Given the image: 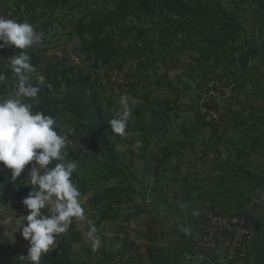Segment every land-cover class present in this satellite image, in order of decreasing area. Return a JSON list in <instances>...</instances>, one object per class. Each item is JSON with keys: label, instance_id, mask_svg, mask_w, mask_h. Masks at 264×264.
<instances>
[{"label": "rangeland", "instance_id": "rangeland-1", "mask_svg": "<svg viewBox=\"0 0 264 264\" xmlns=\"http://www.w3.org/2000/svg\"><path fill=\"white\" fill-rule=\"evenodd\" d=\"M102 1L0 0V17L21 23L27 21L34 26L37 32L43 34L42 43L32 48L40 51L41 65L34 67L29 73L39 80V77L45 76L44 69L48 65L72 66L76 72L90 76L95 89L98 90L100 118L113 120L119 116L123 110L122 98L126 100L131 109L125 134L119 137L116 145L123 165H126L124 166L125 171L121 175L114 176L105 184L107 186L120 185L126 189L128 201L120 206H112L113 209L111 210V213H116L118 217L121 215L123 219H119L121 221H117L118 219L116 221L111 220L119 226L112 232V238L110 233L107 235L108 230L105 226H101L104 222L100 221L99 218L104 209H108V205L106 202L94 205L87 201L94 192L102 190L104 184H101L98 179H95V176L87 172L86 176L81 178L76 185L80 191L81 206L84 211L82 216L71 218L72 231L82 234L80 239L87 243L89 241L95 242L93 245L98 246L97 250L101 249L103 240L108 239L121 244L113 256L108 252L106 258L101 255L102 260L108 264H117L118 254L123 251L124 247H132L136 251V261H143V258L150 256L154 259L158 257L162 263L179 260L181 264H221L212 256L208 260L205 259L208 256L205 254L204 248L197 249L182 245L181 240H178L180 247L174 245L175 240L172 239L174 231L171 227L173 225L165 222L166 214L162 211L164 207L160 206L154 210L148 208L149 197L144 200L143 194L134 190L137 189L140 179L143 164L141 153L143 152L145 135L151 140L147 157L156 162L160 157L161 147L175 145L173 151H176L177 142L181 138V129L187 128L192 131V136L186 147H182L181 151L177 148L179 152L175 153L176 160L170 157L165 164L176 163L172 165L174 169H167V166H164V176L159 182L151 174L145 177L147 191L150 192L152 187L157 186L159 195L165 196L167 202L170 203V210L186 212V217L180 215L178 219L187 221L186 226L193 232L191 234L186 230L184 233L180 232L181 237L183 236L186 240H188V235H191L195 240L199 237L200 221L205 219L204 216L201 218L200 214L205 207L219 206L223 211L245 214L254 220L259 219L261 223L264 222V147L260 148L259 152L253 153L250 161L245 160L246 157L243 154L237 156L239 154L233 153L234 159L243 163L251 175L237 174L225 163L221 153L210 149L209 145L214 143L219 131L217 133L212 132L210 128L198 121L195 113V95L198 87L207 81L206 77L211 78L216 73L234 76L231 72V67L234 65L231 62L216 58L205 60L202 51L199 49L201 43L196 42L197 39L193 38L194 44L190 46L186 34L179 31L174 33L160 31L163 24L156 22L160 17L153 16L143 21L129 20L127 26L131 25L132 28L124 34L113 29L106 31L105 34L108 37L110 35V38H115L128 54L123 51L117 58L116 63L120 64L117 68L120 71H113L117 65L114 63L110 69H106L107 74H105V69H96L77 51L78 42L72 29V22L87 12V4L98 5ZM222 1L230 9L234 3L243 8V2L247 0ZM139 31H141V36H139ZM142 46L151 47L152 50H146L143 56L138 59L137 55H139ZM2 49L4 53L0 56V74L4 76V79L0 80V98H11L15 96L17 91L16 76L7 62L10 57L16 55V48L3 47ZM238 53L239 51H236V54ZM217 67H223L227 73L217 72ZM124 71L128 73L127 78L131 80L128 91L118 90L116 85L115 74ZM103 85L107 86L106 92ZM110 89L112 90L110 91ZM109 96L115 101L113 105L106 101ZM49 97L53 104L64 109L55 118L58 133L68 135L73 139L71 147L74 149L73 156L65 161L76 162L77 165L83 164L89 169L98 167L105 161V150L99 144L97 146L90 144L89 146L87 142L83 141L82 130L85 129L87 119L79 116L78 111L71 112L67 109L68 107L70 109L76 108V105H70L74 102H64L58 93H52ZM21 99L24 103L33 104L26 97H21ZM169 99L174 102L170 104L171 110L165 113V127L163 130H156L151 124L149 113L145 112L143 107L156 103L158 100ZM238 130L241 132L242 128L235 126L226 131L228 135H233ZM73 131L78 133L71 135L70 133ZM229 137L225 138L233 140ZM242 137L238 139L241 140ZM240 140L238 143L242 145V140ZM228 146L231 147V145ZM58 162L53 161L52 164ZM12 185L13 183L10 186ZM16 191L21 193L20 190ZM16 196L18 195L16 194ZM187 208L191 209L192 216L187 213ZM165 211H167L166 208ZM27 213L26 210L20 215L19 220L16 221L17 225L23 223V216H26ZM171 213L170 211V217H172ZM136 220L141 224H138ZM9 233L0 231L5 239H7L5 235L8 234L9 237L17 240L21 253L20 258H16L7 264H30V261L21 258V256L27 255L29 247V242L23 238L21 230L13 229ZM136 235H140L142 244L136 243V239H134ZM60 241L61 239L56 237L55 246L49 252L56 251V245ZM212 249H217L220 257H223L224 246L220 241ZM75 251V249L72 250V252ZM3 253H8V251L2 249L0 259L2 256H13V253L12 255L9 253L3 255ZM45 255L47 253L43 255V258ZM58 255L60 257L63 254ZM95 255L98 257V251ZM92 259H96L98 262L102 261L100 258H94V256Z\"/></svg>", "mask_w": 264, "mask_h": 264}, {"label": "trees", "instance_id": "trees-1", "mask_svg": "<svg viewBox=\"0 0 264 264\" xmlns=\"http://www.w3.org/2000/svg\"><path fill=\"white\" fill-rule=\"evenodd\" d=\"M102 1V0H101ZM87 12L83 13L79 18L72 22L73 35L78 42L77 51L81 53L87 62L98 70L110 69L114 63L117 62L118 56L124 51L119 45V42L115 38H110V35H106L108 29L117 30L120 33H126L132 26L127 23L129 20L143 21L144 19L158 16L160 19L156 21L158 24H163L160 27V31H169L174 33L179 31L186 34L189 45L192 46L194 39L196 42H200L199 49L202 51L205 60L216 58L217 60L227 61L231 63H237L239 67L245 68L254 51H246L244 44L247 43L245 27L243 26L241 17L239 15L242 10L241 5L234 3L233 7L228 9L222 0H103L98 5H86ZM141 36V31H139ZM194 38V39H193ZM146 50H152L151 47L142 46L139 50V59ZM21 49L16 48V55H19ZM31 56L30 63L34 67L41 65L40 51L34 49L26 50ZM236 51H239L236 54ZM128 54L127 51H124ZM4 53V50L0 48V56ZM116 66H120L116 63ZM142 64V63H141ZM103 72V73H104ZM44 82L39 83V80L31 73H27L30 82L34 86L40 88V92L36 98H27L32 106L33 111L42 112L46 116H52L57 118L59 114L64 110L56 104H53L49 95L52 93H58L62 96L64 102H74L76 108L70 109L71 112H77L79 116H83L87 119L85 129L82 130L83 141L87 142L90 146L101 145L105 150V161L98 167L89 169L85 165H78L71 177L72 181L77 185L81 178H84L88 173L95 176L101 184H104V188L100 191L94 192L89 196L88 201L94 205H98L102 202H106L108 209L100 215V221H105L110 218H114L116 213H111L112 206H120L128 201L126 196V189L120 185H105L114 176L124 173V163L120 158L119 152L116 149L118 139L121 135L115 133L112 129V120H103L100 118L99 107V95L98 90L95 89L90 76L83 74L82 72H76L72 66H54L48 65L44 69ZM105 92L107 86L103 85ZM102 88V87H101ZM109 90V89H108ZM112 89H110L111 91ZM38 99V100H37ZM37 100V101H36ZM36 101V103H34ZM106 101L113 105V101L110 96L106 98ZM173 100H158L156 103L144 106L145 112L149 113L151 118V124L156 130H163L165 127V113L171 110L170 104ZM195 113L196 118L204 126L210 128L214 133L218 132L219 123L206 122L199 114L196 103ZM66 108V107H65ZM117 116L116 118H118ZM78 133L73 131L70 134L74 135ZM192 131L187 128H182L180 133V140L177 142V146L184 147L191 138ZM150 138L145 135L143 152L141 157L143 159L142 169L140 171V179L138 180V187L134 190L137 193L143 194V199L149 197L147 203L148 208L158 209L160 206L164 207L162 211L166 214L165 222L172 219L170 217V203L167 202L166 197H161L157 186L147 191L145 186V177L151 174L154 179L159 182L163 177V167L165 160H168L173 154V148L175 145L164 146L160 148L159 159L153 162L147 153L149 154ZM211 150H217V143L214 141L210 144ZM74 149L71 148L69 153L65 155V160H69L73 156ZM237 156L244 154L243 150H240ZM249 153L246 154V156ZM56 162V161H54ZM226 163L230 166L232 171L237 174H244L250 176L249 171L244 165L239 164L236 159L228 157ZM56 163L49 165L53 167ZM93 172V173H92ZM81 173V174H80ZM20 178L13 181V184H18ZM13 187V186H12ZM9 185H6L2 189L4 194L11 195L13 192ZM19 191H15V194L19 195ZM165 208L167 211H165ZM228 213L229 211H223ZM230 213V212H229ZM172 216V215H171ZM248 216V215H247ZM252 218V217H251ZM255 228V236L250 245V255L252 259L247 260L245 264H264V222L261 223L259 219L254 220L252 218ZM75 236V237H74ZM187 243L195 247V238L188 235ZM60 239L65 240L69 238L71 240H77L76 234L72 231V228L65 231L62 236H58ZM218 242L215 245L209 246L204 249L208 258H214L221 264H236L235 261L223 262L218 250H214ZM212 256V257H211ZM136 264V262H132Z\"/></svg>", "mask_w": 264, "mask_h": 264}, {"label": "clouds", "instance_id": "clouds-1", "mask_svg": "<svg viewBox=\"0 0 264 264\" xmlns=\"http://www.w3.org/2000/svg\"><path fill=\"white\" fill-rule=\"evenodd\" d=\"M42 35L27 21L0 17V48L23 50L7 62L16 76L17 91L14 97L0 98V164L11 170V179L15 181L31 163L27 184L32 190L22 201L28 214L16 228L29 242L27 255L21 258L30 264H41L43 255L54 248L56 235L64 233L71 218L82 216L84 211L80 191L71 179L78 165L65 161L66 137L58 133L54 117L33 111L21 99L36 98L40 92L27 75L33 66L26 50L41 44ZM3 79L0 74V80ZM43 82L44 77H39V83ZM121 103L123 110L111 125L115 133L124 135L131 109L124 98ZM53 161L59 162L49 167ZM11 215L15 217L14 210Z\"/></svg>", "mask_w": 264, "mask_h": 264}, {"label": "crops", "instance_id": "crops-1", "mask_svg": "<svg viewBox=\"0 0 264 264\" xmlns=\"http://www.w3.org/2000/svg\"><path fill=\"white\" fill-rule=\"evenodd\" d=\"M240 17L243 26L245 27L247 39V43L244 44V49L246 51H254V53L249 58V61L245 68L239 67L237 63H232V65L234 66L231 67V72H233V77L237 80L238 90L243 94L244 97L238 100V108L236 110L225 112L222 115V120L219 123V132L217 133L218 135H216L215 142L217 143L218 153H221L224 156L223 159L225 160V163L228 157L233 160L235 158L233 156V153H238L240 150L244 151L243 156L246 157L245 160L250 161L252 159L253 153L259 152L260 148L264 147V0H247L243 2V8L241 10ZM216 70L217 72L227 73V71L223 69V67H217ZM208 78L210 79V77H206L207 80ZM256 108L259 110H257ZM235 126L241 127L242 131L239 132L238 130L237 132H234L233 135H228L226 130L232 127L234 128ZM226 133L227 136H230L229 138H232L233 140H227L225 138L227 137ZM241 136H243L241 139L242 141L238 139ZM239 140L241 141L242 145L238 143ZM228 145H231V147H229ZM176 147L180 151L182 150L181 146ZM185 147L186 146H184L183 148ZM177 148L176 151H173V154L171 156L174 160H176L175 153L179 152ZM174 149L175 146L173 150ZM247 153L249 154L246 156ZM240 160L242 159L240 158ZM167 161L168 160H165V164ZM238 163L243 165V163ZM172 165L164 166H167V169H174ZM30 168L31 163L29 165H26L25 169L22 171L21 177H19L20 182L18 184H13L12 187L10 186L12 183L11 170L4 168L3 165L0 164V215L4 216L0 217V219H4L3 221H0V231L9 233L12 232L13 229L16 230L18 226V223L16 221H18L20 215H22V213L26 211V208L23 205L22 201L32 190V186L27 184V177ZM6 185L14 188L12 189L13 192H11V195L4 194V192L2 191V189L5 188ZM16 190L21 191L20 195L16 196ZM11 210H14L15 217L11 215ZM170 211L172 212V219L167 223L173 225L171 227H173L174 231V236L172 237V239L175 240L174 245L180 247V242L178 240H181L182 245L190 246L187 243L186 239L183 236L181 237L180 232L184 233L188 231L190 232L189 234H191V232L193 231L192 229H189L188 226H186V224H188L186 223L187 221L185 222L181 219H178L180 215L186 217V212L182 210H178L176 212V210L172 209ZM187 213L192 216L191 209L189 210L187 208ZM119 219H123V217L121 215H119L118 217L116 214L114 218L103 221L104 223H102L101 225L106 227V229L108 230L107 235H109L110 233L111 238L113 236L112 232L119 226L118 224H115V221H121ZM111 220L115 221L113 222ZM136 221L138 222V224H141L138 220ZM112 225L114 226L111 227ZM108 227L110 228L108 229ZM175 227H178L176 228L177 230L175 229ZM17 231H19V229ZM74 233L78 238L77 240L73 241L69 238H66L65 240L61 239V241L56 245V251L49 252L47 253V255H45L44 258L42 257L41 264H90L91 262L93 264H108V262L102 260L101 255H103L105 258L106 256H108V253L112 254L113 256L115 252H117V250L121 247V244H117L114 241H109L107 239L102 241V247L100 251L97 250L98 246L95 247V245H93L95 242L89 241L87 243L83 239H80L82 237V234L80 235L76 232ZM5 236L7 237V239H5V237L0 234V254L2 253L3 249L4 251H8L9 255H12L13 253V256H2L0 259V264H7L8 262H11L16 258H20L21 253V248L18 246L17 240L9 237L8 234ZM134 239H136L135 241L137 244H142L140 235H136ZM260 243L264 247L263 242L260 241ZM73 249H75L76 251L72 252ZM69 250L71 251L69 252ZM97 251L99 253L98 257L95 255ZM8 253H3V255H6ZM60 253L63 255L59 257L58 254ZM15 254H17L18 257ZM93 256L94 258H100L102 261L98 262L96 259H92ZM149 257L150 256H148V258H143V261L138 260L136 262L137 264H181V262L179 263V260H171L172 262L169 261L167 263H162L160 262L158 257H156V259ZM94 260H96V262H93Z\"/></svg>", "mask_w": 264, "mask_h": 264}, {"label": "built area", "instance_id": "built-area-1", "mask_svg": "<svg viewBox=\"0 0 264 264\" xmlns=\"http://www.w3.org/2000/svg\"><path fill=\"white\" fill-rule=\"evenodd\" d=\"M117 67L113 71H120ZM128 68L131 69V67ZM127 74L125 71L115 74L118 90L128 91L131 80L127 78ZM243 97L238 90L237 80L233 76L216 74L198 87L195 103L199 114L206 122L220 123L222 115L236 110L238 100ZM64 136L66 137L65 155L72 147L73 139L68 135ZM203 216L205 219L200 221V234L195 240L197 249H206L220 241L224 246L223 262L233 260L236 264H245L247 260L252 259L249 249L255 236V228L250 216L225 213L219 206L205 207L201 211V218ZM71 225L72 221L66 231L71 229ZM62 235L63 233H60L56 237ZM136 260V251L132 247H124L118 254L117 264H132Z\"/></svg>", "mask_w": 264, "mask_h": 264}]
</instances>
